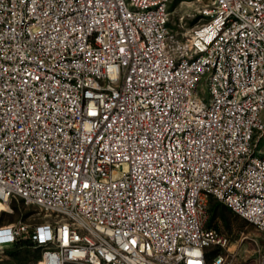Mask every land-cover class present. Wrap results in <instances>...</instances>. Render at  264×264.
I'll return each instance as SVG.
<instances>
[{
	"label": "built area",
	"instance_id": "obj_1",
	"mask_svg": "<svg viewBox=\"0 0 264 264\" xmlns=\"http://www.w3.org/2000/svg\"><path fill=\"white\" fill-rule=\"evenodd\" d=\"M0 0V225L39 264H236L211 198L264 234V0ZM264 264V258L261 261Z\"/></svg>",
	"mask_w": 264,
	"mask_h": 264
},
{
	"label": "rangeland",
	"instance_id": "obj_2",
	"mask_svg": "<svg viewBox=\"0 0 264 264\" xmlns=\"http://www.w3.org/2000/svg\"><path fill=\"white\" fill-rule=\"evenodd\" d=\"M210 0H171V25L182 32L190 30L202 22V9ZM214 212H209L210 223L225 233L230 239V249L235 251L236 264H261L264 258V234L256 226L232 211L215 198H211ZM39 209L28 205L21 199H13L2 209L0 208V225L26 221L34 223L44 220L40 215H32ZM214 214V215H213ZM41 249L34 245L20 249L14 246L0 247V264H39Z\"/></svg>",
	"mask_w": 264,
	"mask_h": 264
},
{
	"label": "trees",
	"instance_id": "obj_3",
	"mask_svg": "<svg viewBox=\"0 0 264 264\" xmlns=\"http://www.w3.org/2000/svg\"><path fill=\"white\" fill-rule=\"evenodd\" d=\"M214 209H215V205L212 207V208H210V211H212V212H214ZM214 215V214H213ZM208 225L209 226H213L211 223H210V219H209V221H208ZM31 245H34V243L32 242V241H30V240H19V241H17L13 246H14V248H16V249H20V248H22V247H24V246H31ZM41 257V256H40Z\"/></svg>",
	"mask_w": 264,
	"mask_h": 264
},
{
	"label": "bare ground",
	"instance_id": "obj_4",
	"mask_svg": "<svg viewBox=\"0 0 264 264\" xmlns=\"http://www.w3.org/2000/svg\"><path fill=\"white\" fill-rule=\"evenodd\" d=\"M5 206H6V203H3V202H2V203H0V208H2V209H3Z\"/></svg>",
	"mask_w": 264,
	"mask_h": 264
}]
</instances>
